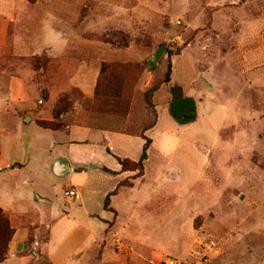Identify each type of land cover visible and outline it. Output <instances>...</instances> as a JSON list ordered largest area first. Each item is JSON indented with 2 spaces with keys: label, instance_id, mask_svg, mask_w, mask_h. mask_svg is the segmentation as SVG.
Listing matches in <instances>:
<instances>
[{
  "label": "rangeland",
  "instance_id": "rangeland-1",
  "mask_svg": "<svg viewBox=\"0 0 264 264\" xmlns=\"http://www.w3.org/2000/svg\"><path fill=\"white\" fill-rule=\"evenodd\" d=\"M6 1L12 2L0 0V5ZM48 1L52 20H67L58 29L65 33L66 46H54L61 53L65 46L64 55L60 60L29 55L36 46L53 45L45 43L48 27L36 23L30 29L33 42H23L29 56H14V27L0 24V100L8 96L12 77L35 80L33 99L39 105L45 100L43 87L58 88L69 78L64 69L97 56L100 68L107 65L96 99L87 101L68 88L53 113L61 128L70 118L60 116L79 109L105 121L88 126L128 134L130 140H114L113 146L116 155L119 148L132 162L139 159L142 138L151 140L143 177L125 172L110 200L115 215L107 235L109 258L115 257V264H148L168 256L206 264H264V0H128L130 23L124 29L110 25L100 34L93 32L96 22L120 0ZM16 31L20 34L21 27ZM160 48L161 57L149 67ZM169 65L170 83L164 84ZM109 73L122 96L104 103V97H112L104 88ZM188 96L195 119L182 126L171 117L170 104ZM77 114L73 120L82 123ZM13 128L14 140L23 144L37 131L32 124ZM6 144L2 140V154L12 157ZM67 177L58 180L66 183ZM116 181L106 176L93 185L94 210ZM31 209L24 208L26 223L33 218ZM46 239L40 233L39 246ZM32 241L30 233L27 242Z\"/></svg>",
  "mask_w": 264,
  "mask_h": 264
},
{
  "label": "crops",
  "instance_id": "crops-1",
  "mask_svg": "<svg viewBox=\"0 0 264 264\" xmlns=\"http://www.w3.org/2000/svg\"><path fill=\"white\" fill-rule=\"evenodd\" d=\"M43 1V4L39 1L30 4L26 0H12L0 5V24L14 27L11 40L14 56L44 54L54 60L63 57L67 40L65 33L61 35L63 32L59 33V31L64 28L62 21L67 20L62 17L52 20L50 7L48 5L45 7L50 1ZM127 1L120 0V4L115 9H108L102 16L104 19L101 17V21L96 22L93 32L104 33L110 25L111 29H124L126 24L130 23L131 11L125 6ZM36 11L39 15L35 13ZM95 12L97 15L100 14L98 10ZM99 17L96 16L95 19L98 20ZM78 18L79 16L75 19ZM77 20L76 23L79 21ZM51 21H57V25L53 26ZM36 23L48 27L50 37L45 43L53 45L52 47L36 46L29 55H25L22 48L26 45H23V42L27 44L33 42L31 34L33 36L34 31L31 32L30 29ZM18 27H21L20 34L16 31ZM23 29L25 34H22ZM70 31L74 32L72 28ZM93 41L99 46L98 40ZM60 42L65 45L64 48L62 47V53L60 47L54 49V46ZM98 46L95 48L96 51ZM103 50L105 51V48ZM95 59H91L90 62H78L76 67L68 72L64 69L62 73L69 78L59 83L58 88L43 87L45 100L40 99L39 105L33 99L37 90L34 79L29 78L24 81L12 77L8 81V96L5 101L0 100V194L2 188L4 193L3 198L0 197V209L8 217L14 234L8 244L5 260L0 264H41V262L115 264L116 262L115 257L109 258L107 254V235L110 232L109 226L114 220L115 209L111 207L112 212H108L103 208L105 197L116 188L104 193L103 203L98 206L99 209L94 210L93 185L106 176L118 178L117 185L122 181L125 172H122L118 160L127 158L119 148L121 156L115 154L113 143L116 140L123 144L127 139L130 140V136L103 127L90 126L105 121L98 116L87 115L84 110L80 113L79 109L75 110L74 115L66 113L60 116L61 119L70 118L67 126L63 128L53 131L44 130L37 124L53 121V110L68 88L76 89L87 101L93 100L100 73V65ZM76 114L84 119L82 123L73 120ZM7 124L11 126H6ZM16 124L21 125L22 130L31 124L37 128L26 144H23L21 139L14 140L17 132L13 127ZM4 139L7 141L6 145L14 151L12 157L2 154ZM58 161L67 163L70 169L62 177L53 173L54 164ZM50 174L55 179L49 178ZM65 176H68L66 183L58 180ZM69 190L76 192L78 198L65 197L64 192ZM110 202L112 206V201ZM25 207L32 208L33 212V218L27 223ZM106 214L111 215V218H106ZM43 232L47 239L39 246L38 237ZM30 233L33 241L28 243ZM100 249L102 254L98 255Z\"/></svg>",
  "mask_w": 264,
  "mask_h": 264
},
{
  "label": "trees",
  "instance_id": "trees-1",
  "mask_svg": "<svg viewBox=\"0 0 264 264\" xmlns=\"http://www.w3.org/2000/svg\"><path fill=\"white\" fill-rule=\"evenodd\" d=\"M26 1L29 3H35L36 0H26ZM106 70H107V65L103 64L100 68V73H99V77L97 79L93 100L98 97V94L99 95L101 94V92H99V88H100L101 83H99V82H100L101 77L105 75ZM110 75H112V74L109 73V75L106 77L107 79L104 82V88H105V90L112 92V97H104L105 98L104 103H111L112 101H109V100H116V99L121 98V96H122L121 92L113 87V85H112L113 78H110L109 77ZM170 76H171V66L169 65L167 67L166 73L164 75V79H163L164 84L170 83ZM154 91H155V89L151 90V92H154ZM101 99H102V96H101ZM63 103L64 102L61 101V102H59V105H62ZM147 103L150 107H153L150 100H148ZM181 105H182V108L184 110V113H183V110L181 109ZM170 114H171V117L174 119V121L177 123L189 124V123L193 122L195 119V107H194L193 100L191 98H187V97H184L183 99H180V97L173 98V100L171 101V104H170ZM190 114H193V118L188 119V117H190L189 116ZM37 124L40 128H42L44 130H52L53 131V130H57V129L61 128V125L57 123V118H56L55 112L53 113V121L52 122H38ZM142 139L144 140V144L142 146V151H141V154H140L137 162H132V161L127 160V159L118 160V162L121 166L122 172L137 171V175H136L137 178H141L144 175V163L147 160V151H148V148L151 144V140L149 138H142ZM121 184L122 183L120 182L118 184V186L116 187V189L105 197V200L103 203V208L105 211L112 212V209H110V207H109L110 206V198L112 196H115V192L119 187L122 186ZM13 234H14V231L10 227L8 217L0 209V263H2L5 260L8 244L11 241Z\"/></svg>",
  "mask_w": 264,
  "mask_h": 264
},
{
  "label": "built area",
  "instance_id": "built-area-1",
  "mask_svg": "<svg viewBox=\"0 0 264 264\" xmlns=\"http://www.w3.org/2000/svg\"><path fill=\"white\" fill-rule=\"evenodd\" d=\"M64 196L67 197V198H74V199H77L78 198V195L76 192H74L73 190H69V191H66L64 192ZM148 264H206V263H203V262H199L195 259H189V260H184V259H178V258H175V257H165V258H161V259H152L150 261H148Z\"/></svg>",
  "mask_w": 264,
  "mask_h": 264
},
{
  "label": "water",
  "instance_id": "water-1",
  "mask_svg": "<svg viewBox=\"0 0 264 264\" xmlns=\"http://www.w3.org/2000/svg\"><path fill=\"white\" fill-rule=\"evenodd\" d=\"M164 49L160 48L158 51H156L153 55V59L151 61L148 62V66L149 67H153L155 65V63L159 60V58L161 57L162 53H163ZM180 125L183 126V124L179 123ZM185 125V124H184ZM69 166L67 163L62 162V161H58L54 164V169H53V173L58 176V177H62L64 174H66L67 172H69Z\"/></svg>",
  "mask_w": 264,
  "mask_h": 264
},
{
  "label": "flooded vegetation",
  "instance_id": "flooded-vegetation-1",
  "mask_svg": "<svg viewBox=\"0 0 264 264\" xmlns=\"http://www.w3.org/2000/svg\"><path fill=\"white\" fill-rule=\"evenodd\" d=\"M181 109L183 110L182 105H181ZM183 113H184V110H183Z\"/></svg>",
  "mask_w": 264,
  "mask_h": 264
}]
</instances>
